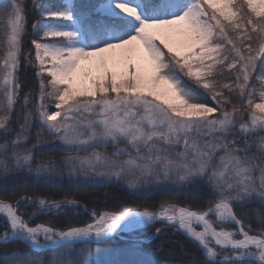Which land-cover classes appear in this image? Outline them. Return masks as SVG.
I'll return each instance as SVG.
<instances>
[{
  "label": "snow or ice",
  "instance_id": "snow-or-ice-1",
  "mask_svg": "<svg viewBox=\"0 0 264 264\" xmlns=\"http://www.w3.org/2000/svg\"><path fill=\"white\" fill-rule=\"evenodd\" d=\"M116 186L139 202L76 198ZM0 193V264H92L120 233L95 264H169L150 227L181 264H264V0L0 4Z\"/></svg>",
  "mask_w": 264,
  "mask_h": 264
},
{
  "label": "trees",
  "instance_id": "trees-1",
  "mask_svg": "<svg viewBox=\"0 0 264 264\" xmlns=\"http://www.w3.org/2000/svg\"><path fill=\"white\" fill-rule=\"evenodd\" d=\"M6 2L7 0H0V4H4ZM26 7L28 9L31 8V4L29 0L26 1ZM35 19H36L35 12L29 11L27 15V25H28V35L29 36L31 35V31H32L31 24L33 23ZM26 45L27 43L24 45V47ZM22 77L27 80L28 85L31 86L34 84V80H33L34 75L30 69L27 70L26 76L23 74ZM54 155L58 157L61 155V153H55ZM29 191H31V189H29ZM38 191H40L43 194L47 190L40 188L38 189ZM51 191L56 193L57 198L63 195V191L57 192V190L55 189H52ZM93 191L96 193L95 196H90L87 193L81 192L77 194L76 198L79 199L84 204L88 205L89 207H96L100 209H103L106 207L112 208V207H116L118 205L126 204V203L139 202L136 197L131 196L126 190L118 186L109 187V188H100V189H96ZM0 195H2V193H0ZM153 199H156V198L153 197ZM28 210L31 211V209H28ZM42 219H47V218H42ZM252 224L254 228L259 227L258 222H256L255 220L252 221ZM159 226H160L159 224L155 225V227H159ZM153 232H154V228L150 227V228L143 230L142 232H138L137 235L143 236L145 238H149ZM162 242H163V248L161 249ZM130 243H131V239H121L119 237H115V239L113 240L112 239L103 240L99 244L93 243L91 245L90 255H92V253L95 251L94 249L97 247L99 248L103 247V249H112L118 252L122 249L127 248L130 245ZM181 243H184L183 251L188 252L189 253L188 255H181V251H182L180 248ZM12 247L13 246L10 245L7 250L10 251ZM18 247L22 254L32 256V257H39L40 255L47 254V252H43V253L35 252L32 249L27 248L24 245H18ZM142 248L144 252L151 253L152 255H155L156 258L161 259V260H167L169 261V263H172V264H181V262L183 261L191 260L193 259V254L195 255L197 259H202V257L200 256V253L196 249L192 248L190 244L185 243L184 237L179 236V235H172L171 233H169L167 236H161L156 239H149L148 241H144V243L142 244ZM170 249H175L176 254L167 255L166 251H169ZM4 251H5L4 248H0V255H2ZM43 259L45 260V262H47L49 258L44 257Z\"/></svg>",
  "mask_w": 264,
  "mask_h": 264
},
{
  "label": "rangeland",
  "instance_id": "rangeland-1",
  "mask_svg": "<svg viewBox=\"0 0 264 264\" xmlns=\"http://www.w3.org/2000/svg\"><path fill=\"white\" fill-rule=\"evenodd\" d=\"M26 1H28V0H26ZM30 1V4H31V0H29ZM34 12V11H33ZM27 43V45L25 46V50H27L28 49V47L30 46V41H28L27 39H26V42H25V44ZM31 70V69H30ZM32 71V70H31ZM24 74V69H22V75ZM34 80V79H33ZM83 203V202H82ZM126 234H128V233H126ZM129 235V234H128ZM137 235V234H136ZM112 240L113 239H115V237H112L111 238ZM109 240V239H108ZM100 248H102L103 249V247H100ZM96 249V248H95ZM94 249V250H95ZM119 252V251H118ZM167 253V255H168V252L169 251H166ZM145 254L146 255H152L151 253H148V252H145ZM47 255V256H46ZM46 255H40L39 257H42V258H44V257H50V253H47ZM96 257H97V253H96V251H94L93 253H92V255H90V260L92 261V264H95V261H96ZM119 258H121V259H124V258H127V257H124V256H120ZM169 264H172V263H169Z\"/></svg>",
  "mask_w": 264,
  "mask_h": 264
},
{
  "label": "water",
  "instance_id": "water-1",
  "mask_svg": "<svg viewBox=\"0 0 264 264\" xmlns=\"http://www.w3.org/2000/svg\"><path fill=\"white\" fill-rule=\"evenodd\" d=\"M115 236V235H114ZM141 239H143V238H141ZM144 240V239H143Z\"/></svg>",
  "mask_w": 264,
  "mask_h": 264
}]
</instances>
